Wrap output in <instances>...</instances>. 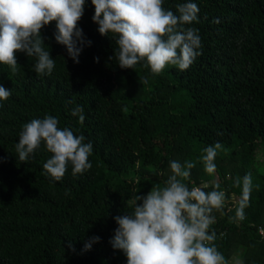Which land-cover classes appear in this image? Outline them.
<instances>
[{"label":"trees","instance_id":"16d2710c","mask_svg":"<svg viewBox=\"0 0 264 264\" xmlns=\"http://www.w3.org/2000/svg\"><path fill=\"white\" fill-rule=\"evenodd\" d=\"M184 2L163 0V7L178 14ZM191 2L198 21L186 27L199 30L202 48L184 71L168 65L154 75L145 62L120 68L116 37L98 32L91 0L77 22L91 41L79 63L56 42L52 21L41 29L55 60L51 76H38L36 58L23 52L15 53L17 74L0 64V85L11 91L0 101V264H126L123 250L110 244L114 217L132 211L136 193L162 186L173 160L195 163L185 181L190 188L207 192L219 183L225 192L224 209L213 212L209 231L216 232L226 264L233 257L264 264V173L255 163L257 151L264 157V0ZM77 105L84 109L82 124L71 115ZM45 115L91 142L90 170L73 176L69 164L62 180L53 181L43 169L51 156L43 143L19 161L22 126ZM217 142L223 148L215 159L219 179L212 183L200 157ZM249 173L250 201L237 220L241 188L234 180ZM92 236L100 240L83 250Z\"/></svg>","mask_w":264,"mask_h":264},{"label":"clouds","instance_id":"9594fccd","mask_svg":"<svg viewBox=\"0 0 264 264\" xmlns=\"http://www.w3.org/2000/svg\"><path fill=\"white\" fill-rule=\"evenodd\" d=\"M91 4V19L98 25V32L116 37V59L122 69H134L145 62L154 75L168 65L184 71L201 54L199 30L186 27L198 21L199 8L191 0L176 6L178 14L165 9L163 0H91ZM84 6L85 0H0V64L17 74L20 69L15 53L23 52L36 58L34 70L38 76H51L55 60L44 47L41 29L52 21L56 42L66 47L74 63H79L82 47L91 44L77 27ZM10 95L11 91L0 85V101ZM71 115L78 117L81 124L85 120L80 105L71 110ZM58 125L59 120L51 115L32 119L22 126L15 144L19 161L26 162L43 143L51 153L43 169L53 181L62 180L69 164L73 176L92 167L91 142L85 143L84 135ZM222 148L217 142L203 149L200 159L208 174L215 172V159ZM194 166L192 161H171V175L162 186L152 187L144 195L136 193L131 200L132 211L114 217L118 227L110 244L113 249L123 250L126 264H226L215 244L216 232L209 231L216 223L213 212L224 209L226 194L219 183L207 192L200 187L190 188L185 181L190 179ZM234 186L241 188L235 219L243 220L253 189L251 174L237 177ZM99 240L100 237L92 236L83 250H89ZM68 246L73 248L70 242Z\"/></svg>","mask_w":264,"mask_h":264},{"label":"rangeland","instance_id":"374dc122","mask_svg":"<svg viewBox=\"0 0 264 264\" xmlns=\"http://www.w3.org/2000/svg\"><path fill=\"white\" fill-rule=\"evenodd\" d=\"M256 166L259 167V169H262V172L264 173V157H263V153L261 151H257L256 153ZM212 175V179L211 182H217L218 181V174L216 173V171L214 173L211 174ZM236 198L234 196L231 197V201H235ZM227 264H240V259L237 258H231Z\"/></svg>","mask_w":264,"mask_h":264},{"label":"built area","instance_id":"2783aa9c","mask_svg":"<svg viewBox=\"0 0 264 264\" xmlns=\"http://www.w3.org/2000/svg\"><path fill=\"white\" fill-rule=\"evenodd\" d=\"M258 233H259L260 235H262L263 232H262V230L259 229V230H258Z\"/></svg>","mask_w":264,"mask_h":264}]
</instances>
